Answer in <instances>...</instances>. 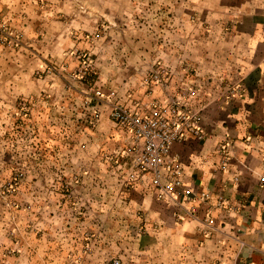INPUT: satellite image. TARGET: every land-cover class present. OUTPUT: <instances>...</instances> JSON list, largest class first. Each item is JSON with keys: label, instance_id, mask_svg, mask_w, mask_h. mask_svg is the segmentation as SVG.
I'll list each match as a JSON object with an SVG mask.
<instances>
[{"label": "crops", "instance_id": "obj_1", "mask_svg": "<svg viewBox=\"0 0 264 264\" xmlns=\"http://www.w3.org/2000/svg\"><path fill=\"white\" fill-rule=\"evenodd\" d=\"M173 4L179 9L160 13L153 20L156 25L149 23L142 33L133 31L142 39H127V48H122L126 56L112 65L103 95L107 101L130 102L176 94L184 85L195 90L189 105L201 109L204 136L186 134L170 150L190 198L183 207L156 199L150 175L138 173L129 181L134 169L128 162L119 163L118 151L114 164L120 171L109 175L115 185L104 184L102 176L93 180L99 189L96 195L113 199L110 218L101 220L103 208L96 203L99 220L92 225L106 226L117 239L116 231L125 225L119 208L126 210V227L143 230L127 241L137 250L126 254L128 264H264V0H173ZM184 5L190 6L189 12L183 11ZM77 6L73 0H0V26L21 39L14 48L18 94L38 91L39 80L33 76L38 62L33 56L27 60L29 53L40 51L37 37L54 38L84 28L85 17ZM156 61L169 67V82L167 88L154 86L148 94L150 86L144 80ZM230 85L238 86L239 92L229 94ZM99 121L121 150V132L109 110ZM88 163L84 160V165ZM52 207L46 216L50 230L57 226ZM30 240L34 251L21 245L20 264H42L38 261L42 257L49 264L56 245L59 249L67 245L53 236ZM100 241L95 239L90 252H84L82 264H104Z\"/></svg>", "mask_w": 264, "mask_h": 264}, {"label": "rangeland", "instance_id": "obj_2", "mask_svg": "<svg viewBox=\"0 0 264 264\" xmlns=\"http://www.w3.org/2000/svg\"><path fill=\"white\" fill-rule=\"evenodd\" d=\"M73 2L85 17L84 28L54 38L39 36L40 51L28 54L27 60L33 56L38 62L33 72L40 84L36 93L18 94V53L14 48L21 39L0 26V238L4 240L0 241V264H20L21 245L33 250V236L67 242L61 249L56 245L49 264H82L84 252H90L95 239L103 244L104 264H114L113 260L128 264L126 254L137 250L127 241L143 232L126 227L127 212L122 206L119 219L125 225L116 231L117 239L106 226L98 229L92 225L94 219L99 220L96 203L102 205L97 211L103 222L110 218L113 203L107 194L96 195L99 189L94 176L105 178L104 184L111 188L115 183L109 181V175L115 169L120 171L114 164L121 152L118 142L99 121L109 110L103 92L112 65L117 66L126 56L122 48H127V39H142V34L134 36L133 31L142 33L160 13H172L179 6L173 0ZM183 11L189 12L190 6L184 5ZM86 159L89 163L84 165ZM51 206L57 225L53 230L47 228L46 220ZM38 261L46 264L43 257Z\"/></svg>", "mask_w": 264, "mask_h": 264}, {"label": "built area", "instance_id": "obj_3", "mask_svg": "<svg viewBox=\"0 0 264 264\" xmlns=\"http://www.w3.org/2000/svg\"><path fill=\"white\" fill-rule=\"evenodd\" d=\"M170 73L164 63H153L144 80L150 86L147 93L150 94L156 86L167 88ZM238 92V86L230 87L229 94ZM194 94L191 86L184 85L176 94L167 92L161 98L105 101L109 106L110 120L121 132L120 163L128 162L134 169L129 172L128 180H135L138 173L149 174L155 198L180 207L190 196L182 188L181 167L170 156V150L173 143L186 134L197 139L204 136L200 124L201 109L189 105ZM94 116L99 118L97 112ZM113 263L119 264L118 260Z\"/></svg>", "mask_w": 264, "mask_h": 264}]
</instances>
